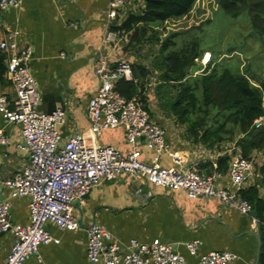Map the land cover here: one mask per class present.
<instances>
[{
	"label": "crops",
	"instance_id": "crops-1",
	"mask_svg": "<svg viewBox=\"0 0 264 264\" xmlns=\"http://www.w3.org/2000/svg\"><path fill=\"white\" fill-rule=\"evenodd\" d=\"M108 2L23 0L20 9H0V27L4 35L19 29V47L29 45L33 49L31 67L40 83V110L51 112L61 107L67 111V121L61 127L64 140L89 128L87 105L99 84L94 66L97 57L104 54L109 63L123 59L139 63L132 46L124 51L123 45L130 44L128 34L113 28L130 12L137 13L142 5L141 0H134L135 4L129 3L117 18L110 20L109 29L115 38L113 42L106 41ZM61 53H64V57ZM155 72L149 74L144 93L147 96V109L167 132L168 149L158 159L161 166H195L202 172H209L212 168L209 170L206 165L212 163L215 169L219 157L229 155L232 159L235 155H242L236 141L208 148L190 139L186 127L162 105L160 108L163 111L158 113L150 104L154 98L160 102L157 88L160 78L159 75L153 76ZM5 73L0 74V84L8 97H12L14 88ZM155 87L154 96H151L149 91H154ZM0 129L10 138L8 145L0 147V202H11L12 221L25 225L30 221V198L12 197L11 190L3 184L28 161L27 153L18 147L23 141L21 125L9 123L0 114ZM100 143L114 145L125 154L133 148L122 126L103 131ZM137 147L143 161L154 163L155 153L145 140H139ZM252 156L257 159L256 171L245 183L244 190L254 186L261 177L259 168L264 163V153L254 151ZM227 172L220 180L226 188L230 187ZM259 190L264 198V187ZM77 213L84 226L98 222L124 243L135 238L145 243L159 239L172 244L186 257L188 264H198V257L212 251L235 254L237 260L233 264H264L260 224L255 230L249 215L225 205L217 198H190L185 190L158 187L144 177L123 174L116 180L93 188L86 203L78 207ZM46 229L60 239V243L42 245L38 254L31 256L24 264H102L89 260L88 236L84 228L71 231L48 222ZM195 240H200L201 245L199 254L193 256L186 244ZM13 242V234H0V264H4Z\"/></svg>",
	"mask_w": 264,
	"mask_h": 264
},
{
	"label": "built area",
	"instance_id": "built-area-1",
	"mask_svg": "<svg viewBox=\"0 0 264 264\" xmlns=\"http://www.w3.org/2000/svg\"><path fill=\"white\" fill-rule=\"evenodd\" d=\"M108 31L106 41L115 40L109 29L110 20L117 18L129 0H108ZM23 0H0V9L22 8ZM21 31H8L0 48L7 54L6 78L14 88L8 97L0 84V114L9 123L21 125L23 141L18 147L27 153V163L3 184L12 197L30 198V221L16 224L11 219L12 203L0 202V234L11 233L14 242L4 264H24L38 254L42 245L60 243L47 229L48 222L71 231L85 229L87 256L91 262L102 264H188L186 257L174 245L155 239L151 243L135 238L128 243L117 239L105 226L92 222L81 223L77 209L86 203L91 190L123 174L146 178L151 184L174 190H185L188 197L217 198L225 205L252 218L257 230L260 220L253 214L251 203L240 196L248 179L255 174V156L235 155L227 174L230 187L221 182L223 173L203 175L195 166L166 168L158 163L168 149L167 132L153 119L152 113L135 96L128 98L117 90L121 80H135V71L129 60L109 63L101 54L95 61L99 79L96 92L87 105L90 121L86 131L75 133L64 140L61 127L67 121V111L58 107L51 112L40 110L41 88L31 67L33 49L19 47ZM64 57V53H61ZM210 60L205 53L203 62ZM158 77L157 72L153 75ZM122 126L127 141L133 148L127 154L116 146L100 143L103 131ZM264 126V115L256 119L253 128ZM145 140L155 153L154 163L141 159L137 147ZM10 143L9 136L0 129V147ZM217 164L215 165V169ZM200 240L186 244L191 255L199 254ZM237 260L231 252L212 251L198 257V264H233Z\"/></svg>",
	"mask_w": 264,
	"mask_h": 264
},
{
	"label": "trees",
	"instance_id": "trees-1",
	"mask_svg": "<svg viewBox=\"0 0 264 264\" xmlns=\"http://www.w3.org/2000/svg\"><path fill=\"white\" fill-rule=\"evenodd\" d=\"M196 1L144 0L145 8H140L137 13L130 12L113 29L127 33L130 47L133 48L140 43L143 45L149 42L150 48L154 49L155 44H159V49L154 54L153 67L160 78L157 86L160 104L180 124L185 125L190 139L205 144L208 148L236 141L245 157H251L254 151L264 153V126L253 128L254 121L264 115V81H252L227 61H220L222 63L216 64L210 73L189 79V75L197 70H194L197 66L196 59L202 57L205 51L201 37L192 36L180 47H177L175 39L179 32L172 31L164 38L155 37L154 29L157 24L188 16ZM218 5L225 15L232 18L247 14L250 30L264 37V0H218ZM210 23L211 20L205 21L203 25ZM203 25H200V29ZM165 30L164 27L161 36L165 34ZM5 37L6 34L0 27V43ZM5 59L6 54L0 48L1 75L6 71ZM129 61L134 67L135 80L119 81L117 90L128 98L139 97L148 108L144 92L151 71L141 63ZM230 160L231 156L223 155L219 157L216 169L212 163L206 165L209 170L212 168L209 172L196 169L203 175L225 173ZM259 173V181L246 190L242 189L240 196L251 203L254 215L261 222L259 233L263 242L264 261V198L259 193L260 187H264V163L259 168Z\"/></svg>",
	"mask_w": 264,
	"mask_h": 264
},
{
	"label": "rangeland",
	"instance_id": "rangeland-1",
	"mask_svg": "<svg viewBox=\"0 0 264 264\" xmlns=\"http://www.w3.org/2000/svg\"><path fill=\"white\" fill-rule=\"evenodd\" d=\"M130 1L132 4L134 3V0ZM140 4H142L141 8H145L143 0ZM209 20H211V23L204 26V22ZM201 24L204 26L202 29H200ZM164 27L166 29L165 34L161 36ZM154 30L156 38H164L166 34L172 31L179 32V35L175 38L177 47L182 46L192 36L201 37L202 48L205 51L202 57L196 59L197 66L194 70H197L190 76L210 73L220 61H227L235 70L246 74L252 81L258 83L264 81V37H260L250 30L247 14L240 15L238 18L225 15L218 5V0H197L188 16L178 20H170L165 24H157ZM148 43H143V45L140 43L139 46L133 48V51L137 58L136 61L148 67L153 73L155 71L153 58L159 49V44H155L154 49H151ZM124 45V51L129 50L128 47L131 44ZM205 53L210 54V60L207 63L203 62ZM190 76L189 79L192 78ZM155 90L156 87L154 91H149L151 96H154ZM150 104L158 113L163 111L157 99L154 98Z\"/></svg>",
	"mask_w": 264,
	"mask_h": 264
}]
</instances>
